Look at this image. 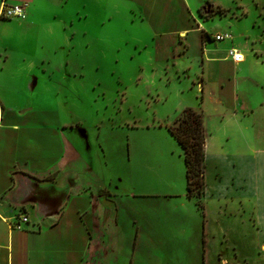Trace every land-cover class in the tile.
I'll return each instance as SVG.
<instances>
[{"label":"rangeland","instance_id":"374dc122","mask_svg":"<svg viewBox=\"0 0 264 264\" xmlns=\"http://www.w3.org/2000/svg\"><path fill=\"white\" fill-rule=\"evenodd\" d=\"M27 9L36 17L35 60L49 62L56 78L36 86L33 104L58 107L55 120L76 126L67 139L113 188L121 226L139 230L133 264H264V110L242 119L262 155L252 195L246 186L233 202L186 198L183 150L168 130L185 107L197 108L198 78L208 83L217 72L192 57L200 49L188 53L182 29H226L244 58L255 49L239 76L261 77L264 86V0H35ZM257 91L247 84L241 95ZM203 109L206 136L216 142L213 102Z\"/></svg>","mask_w":264,"mask_h":264},{"label":"crops","instance_id":"0c3cea01","mask_svg":"<svg viewBox=\"0 0 264 264\" xmlns=\"http://www.w3.org/2000/svg\"><path fill=\"white\" fill-rule=\"evenodd\" d=\"M34 1L0 0V12L4 4L26 3L28 8ZM34 19L28 9L19 22L0 17V264H133L138 255L136 244L141 240L139 230L128 234L121 226L118 215L124 207L113 199V188L92 171L77 148L71 135L76 126L66 127L55 120L58 107L49 105L41 111L33 104L36 86L56 79L49 62L43 57L35 60ZM223 31L214 34L198 24L196 29L178 32L188 53L190 46L200 49V53L194 50L192 56L200 67L217 69L214 78L210 76L214 82L208 78L209 84L219 87L214 95L207 92L209 85L203 74L197 82L201 100L195 109L203 115L206 140L202 203L215 196L232 202L240 200L246 186L252 195L262 155L242 130L244 116L264 110L261 77L241 80L239 76L248 71L252 58L249 51L255 49L247 47L243 61L233 62L228 51L240 49L234 38H205V34L213 39L229 34L226 29ZM213 42L220 46L213 48ZM229 67L233 78L228 74ZM247 84L258 88L250 99L241 95ZM211 101L218 118L216 142L206 136L203 114V107ZM66 131H71L72 141L67 139ZM186 198L194 199L188 196L187 177ZM22 215L28 221L17 228L13 224Z\"/></svg>","mask_w":264,"mask_h":264},{"label":"trees","instance_id":"16d2710c","mask_svg":"<svg viewBox=\"0 0 264 264\" xmlns=\"http://www.w3.org/2000/svg\"><path fill=\"white\" fill-rule=\"evenodd\" d=\"M208 41L214 39L205 34ZM170 134L177 140L184 152L186 164L187 190L190 198L203 195L205 135L203 116L192 107L183 110L176 123L168 128Z\"/></svg>","mask_w":264,"mask_h":264},{"label":"built area","instance_id":"2783aa9c","mask_svg":"<svg viewBox=\"0 0 264 264\" xmlns=\"http://www.w3.org/2000/svg\"><path fill=\"white\" fill-rule=\"evenodd\" d=\"M27 11V4H15V5H3L0 17L2 19H24L26 17ZM231 40V34H224V35H217L214 37L215 41H222V40ZM229 58L235 62L239 63L243 60V54L238 51L237 49H230L228 51ZM28 218L25 215L19 216L17 221L13 224L15 227L19 228L20 224L23 222H27Z\"/></svg>","mask_w":264,"mask_h":264}]
</instances>
